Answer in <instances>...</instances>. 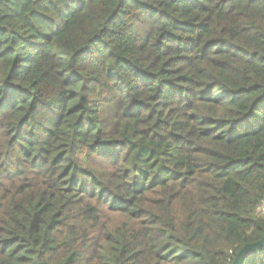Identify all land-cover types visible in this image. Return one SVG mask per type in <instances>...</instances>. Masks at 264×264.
Segmentation results:
<instances>
[{
  "label": "trees",
  "instance_id": "trees-1",
  "mask_svg": "<svg viewBox=\"0 0 264 264\" xmlns=\"http://www.w3.org/2000/svg\"><path fill=\"white\" fill-rule=\"evenodd\" d=\"M263 238L264 0H0V264Z\"/></svg>",
  "mask_w": 264,
  "mask_h": 264
},
{
  "label": "water",
  "instance_id": "water-1",
  "mask_svg": "<svg viewBox=\"0 0 264 264\" xmlns=\"http://www.w3.org/2000/svg\"><path fill=\"white\" fill-rule=\"evenodd\" d=\"M264 247V238L257 244L247 245L244 247L235 259L234 264H242L245 258L252 252L258 251Z\"/></svg>",
  "mask_w": 264,
  "mask_h": 264
}]
</instances>
